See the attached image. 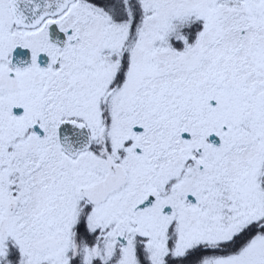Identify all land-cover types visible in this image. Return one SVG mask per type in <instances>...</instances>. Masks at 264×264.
<instances>
[{
    "label": "snow or ice",
    "instance_id": "obj_1",
    "mask_svg": "<svg viewBox=\"0 0 264 264\" xmlns=\"http://www.w3.org/2000/svg\"><path fill=\"white\" fill-rule=\"evenodd\" d=\"M0 264H264V0H0Z\"/></svg>",
    "mask_w": 264,
    "mask_h": 264
}]
</instances>
